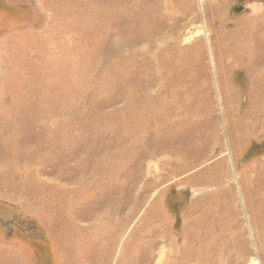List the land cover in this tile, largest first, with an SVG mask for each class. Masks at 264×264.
Masks as SVG:
<instances>
[{"label": "rangeland", "instance_id": "1", "mask_svg": "<svg viewBox=\"0 0 264 264\" xmlns=\"http://www.w3.org/2000/svg\"><path fill=\"white\" fill-rule=\"evenodd\" d=\"M0 264H264V0H0Z\"/></svg>", "mask_w": 264, "mask_h": 264}]
</instances>
